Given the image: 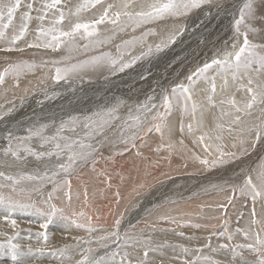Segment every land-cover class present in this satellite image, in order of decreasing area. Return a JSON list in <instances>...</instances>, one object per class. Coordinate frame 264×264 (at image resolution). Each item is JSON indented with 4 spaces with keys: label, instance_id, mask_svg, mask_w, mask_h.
Listing matches in <instances>:
<instances>
[{
    "label": "rangeland",
    "instance_id": "obj_1",
    "mask_svg": "<svg viewBox=\"0 0 264 264\" xmlns=\"http://www.w3.org/2000/svg\"><path fill=\"white\" fill-rule=\"evenodd\" d=\"M50 2L51 0H22V7L17 10L14 23L5 30V36L0 38V62H2L0 64L9 63V66L24 64L18 76L9 72L5 75L4 82L0 83V165L4 166L1 171L4 173L7 171L5 165L9 161L17 163L20 167L19 162L10 155L4 156V149L9 146V133L12 134L11 142L15 145L17 143L15 138L29 137V130L41 126H44L43 136H57L58 139L43 143L39 137L33 136L24 141L25 145L35 152H53L55 143L63 145L65 142L77 140L86 145L91 144L95 153L87 162H78L68 173L58 168L59 164L68 163L66 152L59 158L46 155L40 159L24 152L20 153L24 161L31 159L37 162L45 159L51 160L54 165L44 172L37 168L31 172L15 168L14 173H6V175L44 176L47 172L51 176L53 171L57 175L42 183L24 181L17 185L16 192H13L11 187L0 188V194L5 197L11 196L14 201L34 206L22 210L0 205V243H5L9 237H14L13 243L20 249L17 259L13 260L10 249L0 248V264H77L83 255H88L95 264H243L244 261L247 264H257L255 253L246 249H238L234 253L232 249L237 245L253 243L256 232L264 237V200L258 198L254 202L250 196L239 190L249 174L255 182L257 173L264 168V136L257 139L255 131V126L261 123V110L264 109V105H256L250 114L237 113L231 105L221 104V101L234 99L237 106L243 107L249 97L246 91L240 89V83L246 84V79L233 81L231 74H219L216 66L203 75H194L205 63H211L213 59L222 58L226 51H232L234 43H243V36H237L235 32V20L239 18L240 9L248 0H204L200 7L189 10L185 15L165 16L138 26L131 23L118 26L106 21L95 26L93 36H87L81 30L72 44L65 41L55 51L52 48L39 47L44 50L43 53L28 54L26 49H36V47H28L29 44L51 42V35H43L42 30L55 28L57 32L53 34H59L60 31H70L75 23L91 24L103 15L104 9L109 5L113 6L109 10L111 16L116 11L123 12L125 4L131 5L128 11H139V7L132 5L150 2V6L161 0H101V3L95 7L91 5L90 0H61V4L58 5L59 11L50 9L44 20L38 19L43 15V4ZM8 3H14V0H0V5ZM28 3L34 5V10L31 12L32 19L28 21V29L24 37L13 46L10 43L11 38L19 31L21 16L28 11L26 8ZM251 3L255 18L247 21L252 29L248 31V38L250 43L257 45L256 51L264 55V0H251ZM81 5L86 6L77 13V8ZM60 11L64 12L65 19L62 23L56 24ZM241 29L244 30L243 25ZM169 31L172 32V37L163 36L164 32L168 34ZM9 47L22 51L16 50L17 52L14 53L15 50H3ZM94 57L104 58L101 60L102 73L97 77H91L92 65L72 72V76L62 73L72 65L83 64ZM111 60H115L116 64H111ZM35 61H40V64ZM153 61H157L155 65L151 63ZM124 63L130 66L123 71L119 70ZM57 68L62 70L61 75L64 78L61 80L55 79ZM139 68L143 69L142 75L135 78ZM39 70L41 74L45 72V77L51 76L54 87L63 86L62 82L66 83L69 80L68 84L71 83L72 88L69 96L73 97L71 101L76 102V98L79 99L76 106H85V109L71 112L64 108L65 105L59 104L56 107H59L61 112H58V108L54 111L50 110L49 114H46V110L41 112L48 102H53L62 95L57 91L51 94V91L42 85L31 89L30 97L29 94L27 97L23 96V88L26 86L23 79L38 78L33 75ZM4 71L5 69H0V72ZM189 76L193 77L189 88L192 97L190 103L186 107H174L173 97H178L181 102L184 98L180 92L174 94L173 88L177 85L189 86ZM147 78H150L148 89L140 95L141 90L140 88L136 90V84ZM213 82L217 88L215 93L211 91ZM4 86L11 88L9 96L17 98L20 105L14 106L16 104L14 102L9 103L12 107L3 106L8 102L2 97L4 94L1 95ZM33 86L35 84L29 87ZM196 87L205 99L206 107L192 104L193 97L197 96V93L193 92ZM60 90H63L62 87ZM148 94L151 97L142 99ZM36 96L39 98L34 100L28 111L25 99ZM165 96L170 99L168 109L163 106ZM209 96L212 97L211 102L208 100ZM193 106H195L194 110ZM139 107L144 108L141 109L142 113L139 112ZM203 108L205 109L201 117L198 112ZM110 109L115 111L109 113ZM158 113L163 115V120L159 119ZM237 115L240 116V121L233 123ZM172 117L174 119H171ZM44 119L48 121L43 122ZM178 119L179 122L181 121L178 134L188 142V146L186 142V146L181 148L169 142L164 133L169 127V120ZM85 120L89 126L83 127V134L77 133V127L83 125ZM145 120L149 121L147 127L143 125ZM114 122L119 125L115 131L112 130ZM158 123L161 125V132L154 130ZM62 125H65L63 129ZM189 125L192 128L191 132L188 131ZM148 128H152L153 131L149 133ZM106 132H109L107 139L99 140ZM201 136L204 137L203 141L200 140ZM148 137L152 142L142 151L140 149V154H136L134 159L132 156L136 153L135 143L142 138L146 141ZM94 141L96 145L93 144ZM118 144H121L125 150L116 156L114 153L119 149ZM77 150H79L78 146ZM169 150L172 154L168 152ZM221 151L233 155L220 157ZM166 156L169 158L166 159ZM118 157L121 162L130 158L133 167L121 181L114 179L116 191H120L121 197L120 204L116 205L117 214L111 226L105 225L108 223L105 217L102 220L104 225H99L97 228L88 225V222L92 223L91 220H86V217L74 208L75 206L86 209L91 206L94 210L98 208L101 210L100 216L105 212L104 210L107 209L105 213L111 210L113 197L111 203L108 198L112 195L105 193L103 200L98 199L100 187L88 184L86 189L89 190L86 192L75 189L72 194L75 196L74 199H81L82 195H87L92 199L90 202L93 205L84 204L80 200L68 207L69 200L66 199V202L58 205L60 209L67 211L66 214L69 213V219L64 218L67 217L66 214L58 213L48 223L46 229L40 227L41 223L46 222V217L39 215L36 209L47 212L50 204H54L59 209L55 204L57 197L55 194L62 193L64 196L65 193H71L68 183L71 176L83 173L97 163L104 169L106 168L104 164H113ZM139 159L144 162L140 164ZM217 159H223L224 163L212 166L211 162ZM201 160H208L209 164H202ZM137 163L141 165L139 169ZM121 166L119 164V167ZM94 171L95 174L102 172L99 168H91L89 173L91 177L95 175ZM140 176L148 177L145 186L137 189H121L139 180ZM102 177L104 180V176ZM0 184L10 185V181L0 178ZM49 193L52 194L51 201L48 199ZM39 197H41L40 201ZM62 200L60 202H63ZM253 210L257 221L255 225L252 224ZM73 219L76 221L75 224L71 222ZM12 220L16 221L15 227L11 224ZM118 220L119 225L116 223ZM77 224L83 227H77ZM89 228L92 230L89 231ZM237 229L248 231L249 238L246 239L243 231L238 232ZM78 230L81 233L78 234ZM112 233H117L118 236H112ZM220 233L224 235H219ZM229 235L232 237L231 241L228 240ZM45 236L47 239L44 238ZM106 236L110 238L101 239ZM61 249L65 250L63 256L60 254ZM145 251L148 253L146 258Z\"/></svg>",
    "mask_w": 264,
    "mask_h": 264
},
{
    "label": "snow or ice",
    "instance_id": "obj_2",
    "mask_svg": "<svg viewBox=\"0 0 264 264\" xmlns=\"http://www.w3.org/2000/svg\"><path fill=\"white\" fill-rule=\"evenodd\" d=\"M204 2V0H161L159 3H153L148 7V10H143V8L139 11H128L127 9L131 7L129 4H125L124 11H116L111 16L109 15V10L113 7L109 5L108 8L104 9L103 15L99 17V19L94 20L91 24L87 23H75L74 26L70 31H60L59 34H53L57 32L55 28H49L47 30H42L43 35H51V42L44 43V44H29L28 47H45V48H52L53 51L57 50L60 47L62 42H67L68 44H72L75 40L77 34L83 33L87 36L95 35V26L105 23H111L113 25L124 26L129 23L140 25L144 23H148L152 20L162 19L165 16H181L185 15L189 10L193 8H198ZM90 3L93 7L97 4L101 3V0H90ZM61 4V0H51L50 3L43 4V15H40L38 19L44 20L48 14V10L55 9L59 11L58 5ZM86 5H81L80 8H77V13L81 10V8L85 7ZM22 7V0H14V3H8L4 5H0V38L5 36V30L9 28V26L13 23V19L17 13V10ZM28 11H25L21 16V24L18 33L14 34L11 38V45H16V42L22 39L28 29V21L32 19L31 12L34 10L33 3H28L26 5ZM36 11H40V9H35ZM123 18V19H122ZM255 18L253 4L251 0H248L247 3L243 5L240 9L239 18L235 20V32L237 36H243V43L232 45V51H226L223 54L222 58L213 59L211 63H205L202 68L197 70V73L194 75H203L208 72L213 66H216L219 70V74L227 75L231 74V78L233 81H243L246 79L247 83H240V89L246 91L249 99L243 105V107L237 106V103L234 99L229 100H222L221 104H228L231 105L237 113L245 112L251 113V110L258 104L264 105V55L258 53L256 51L257 45L250 43L248 38V31L250 29L249 23L250 21ZM65 19V14L63 11L59 12V19L55 21L56 24H60ZM5 20L7 22H5ZM241 25L244 26V30L242 31ZM63 38V39H62ZM5 51H22V49L9 47L7 49H3ZM157 50H159V46H157ZM103 57H94L91 61H86L83 64L72 65L71 68L65 69V75L68 72H75L82 70L84 67L89 65H94L97 62L103 60ZM111 64L115 65L116 61L111 60ZM24 66L23 63L16 64L11 66L9 69H5L4 72H0V83L4 82L5 75L9 72L14 73L15 75H19L20 70ZM130 64L124 63L121 64L120 69L123 71L124 68L129 67ZM61 69L57 68L56 72L57 75L55 77L56 80H61L64 76L61 75ZM189 86L184 85H177L173 88V93L180 92L181 96H183L185 102L191 99L189 88L193 82V77L189 76ZM211 91L215 92V84L213 82ZM209 102H211L212 97H208ZM164 108L168 109L170 107V99L168 96L164 97ZM155 108V105H153ZM195 106H193V110ZM115 109H110L109 113L114 112ZM160 120H163L162 114H157ZM74 120V118H73ZM240 121V116L237 115L233 123H238ZM107 121H105L106 123ZM89 125L85 124L87 128ZM43 127L41 126L35 130H29L30 136L21 138H15L17 143L15 145L12 144L11 140L13 139L12 134L9 133V146L4 149V156H11L17 162H23L24 157L21 156V152L30 154L35 156L37 159H40L43 156H56L59 158L63 153H67V160L68 163H61L58 165V168L63 171L64 173H68L72 170L73 166L76 165L78 162H87L90 157L93 155L92 145L91 144H84L80 141L73 140L70 142H65L63 145L60 143H55V151L53 152H35L31 147L25 145L24 141L31 139L33 136L39 137L43 143H49L50 141H56L58 139L57 136L53 137H45L43 136ZM65 125H62V129ZM74 131V129H72ZM142 130V129H141ZM156 132H161V125L158 123L154 129ZM183 131V128L181 129ZM231 130V129H230ZM252 129H249L251 131ZM153 131L152 128H148V132L150 133ZM188 131L191 132L192 128L189 125ZM256 131V138L260 139L261 136H264V109L261 110V123L255 126ZM59 139H65L63 137H59ZM204 137L201 136L200 140L203 141ZM219 139V137H217ZM182 143V142H181ZM43 147V144L41 145ZM77 146L78 149L77 150ZM231 153H225L223 151L220 152V157L224 156H231ZM198 158V157H197ZM202 164L208 165V160H201ZM218 163H224L223 159L213 160L211 162L212 166H216ZM57 173L53 171L51 176L48 175L46 172L44 176L33 175V174H19L16 176L6 175L3 171H0V178H3L5 181H10V185L0 184V188L4 187H11L13 192L17 191V185L21 184L24 181H40L41 183L45 180H51L55 177ZM37 190L38 189H34ZM239 190L250 196L251 199L255 202L258 198L264 200V168H261L260 171L256 175V181L254 182L251 174H249L246 179L244 180L243 186L239 188ZM55 191V188H54ZM235 191V189H234ZM49 201L52 199V194L49 193L48 196ZM70 199V196H69ZM0 205H6L11 209H22L27 210L33 208L34 206L27 203H21L19 201H14L11 196L5 197L3 194H0ZM62 209H57L54 204L49 205V210L47 212L41 211L39 208L36 209V212L46 217V222L41 223L40 227L46 229L48 227V223L52 221V218L56 216L58 213L62 215ZM83 215V213H81ZM253 219L252 224L255 225L257 223L255 219V210L252 213ZM65 219H69L68 217H64ZM73 224L76 221L73 219L71 220ZM119 225V220L116 222ZM11 224L15 227L16 221L12 220ZM77 227H83V225L77 224ZM92 229L89 228V231ZM237 231H243V234L246 239L249 238L248 231H244L241 229H237ZM43 235V234H42ZM112 236H118L117 233H112ZM219 235H224V233H220ZM47 239V237H44ZM110 237H101L102 240L109 239ZM231 235L228 236V240L231 241ZM14 237H9L5 243H0V248L7 247L10 249L12 253V259H17V254L20 252L18 245L13 243ZM221 247H228V245H221ZM244 250L251 253H255L257 256V264H264V237H262L259 232L255 233V239L253 243H247L242 245H237L232 251L235 253L237 250ZM31 251V249H29ZM187 251V249H185ZM60 254L63 256L65 255V250L61 249ZM242 255V252L240 253ZM148 253L145 251L144 256L147 257ZM77 264H95V261L90 258L88 255H83V257L77 262ZM243 264H247L246 261Z\"/></svg>",
    "mask_w": 264,
    "mask_h": 264
},
{
    "label": "bare ground",
    "instance_id": "obj_3",
    "mask_svg": "<svg viewBox=\"0 0 264 264\" xmlns=\"http://www.w3.org/2000/svg\"><path fill=\"white\" fill-rule=\"evenodd\" d=\"M261 1V0H260ZM149 3L150 2H145V3H141L140 5H132V6H135V7H139V10H141L142 8H143V10H148V7H149ZM14 23V22H13ZM18 23V22H17ZM19 25V24H18ZM15 26H17L16 24H15ZM29 32V31H28ZM172 35V32L171 31H169L168 32V34L166 33V32H164L163 33V36H169V37H172L171 36ZM215 35V34H214ZM36 36V35H35ZM130 36V35H129ZM127 37V36H126ZM33 38H35V37H33ZM32 38V39H33ZM194 38V37H193ZM28 40V39H27ZM37 40V39H36ZM124 40V39H123ZM126 40V39H125ZM35 41V40H34ZM23 42V41H22ZM29 43H31V42H29ZM4 44V43H3ZM22 44H24V43H22ZM43 49H45V48H43ZM46 50V49H45ZM84 50V49H83ZM122 50H125L124 48H122ZM28 54L29 53H43V51L44 50H42V49H39L38 47H36V49H26L25 50ZM49 51H50V49H49ZM14 53H16L17 51L15 50V51H13ZM109 52V51H108ZM114 54H115V52H114ZM36 55V54H35ZM43 56V55H42ZM37 64H40L38 61H35ZM157 62V61H156ZM156 62H151L153 65H155V63ZM0 63H2V62H0ZM191 64V63H190ZM187 65V64H186ZM182 66V65H181ZM9 67H11V66H9V63H7V64H0V69H7V68H9ZM103 67V62L102 61H99V62H97L96 64H94V65H92V68L90 69V73H91V77H97L98 75H100L101 73H102V70H101V68ZM190 67V66H189ZM197 68V67H196ZM195 69V68H194ZM180 70H181V68H180ZM45 71H46V69H45ZM48 71V70H47ZM142 71H143V69L142 68H139L138 69V71H137V75L135 76V78H137V77H140L141 75H142ZM37 72V71H36ZM85 72V71H84ZM45 73V72H44ZM41 74V70H39L38 71V73L36 74V75H33V77H37L38 76V78H35V79H33V80H31V78H25V80L23 79V81H24V83H25V88H23V96L24 97H27L28 96V94H29V92H30V90L31 89H34V88H37V87H40V86H42V85H45L46 87H47V89L49 90V91H51V94H53L55 91H57V93H61V98H63V99H61V98H59L58 97V99L57 100H53V102L51 101V102H48V104H47V106L41 111V112H43L44 110H46V114H49V112H50V110L51 111H54V110H56L57 108H58V112H61V111H59V107H56L57 105H59V104H63V105H65L64 106V108L65 109H67V110H69V111H71V112H73V111H78V112H80V111H82V110H84L85 109V106H80V105H78V106H76V102L79 100V99H77L76 98V102H73L74 100H72L71 101V98H73V97H70L69 95H70V93H71V91H72V88H71V83L70 84H68L70 81L69 80H67L66 81V83H64V82H62L63 84V86H58V85H56V87H54L53 85H55V84H52V80H51V76L49 77V76H47V77H45V74ZM63 74H65V72H62ZM47 74V73H46ZM83 75V74H82ZM67 76H72V72H68L67 73ZM22 81V80H21ZM149 82H150V78H147V79H145V80H141V81H139V82H137V84H136V90L138 89V88H140V90H141V93H140V95L142 94V93H144L145 91H146V89H148V86H149ZM8 83V82H7ZM31 84H35V86H33V87H29ZM61 84V83H60ZM131 84V83H130ZM28 85V86H27ZM217 85V84H216ZM10 86V85H9ZM96 86V85H95ZM99 86V85H98ZM8 87V86H7ZM6 86H4L3 87V90H2V92H1V95L2 94H4L2 97L5 99V100H8V102H6L5 103V105H3L5 108H7V107H12V105L11 104H9V103H14V102H16V104L14 105V106H18V105H20V101L17 99V98H13V97H10L9 95H11L10 94V89H8ZM27 87H29V88H27ZM62 87V89L63 90H60V88ZM84 88V87H83ZM94 88V87H93ZM16 89V88H15ZM22 89V88H21ZM203 89V88H202ZM215 89H217V88H215ZM22 91V90H21ZM44 91V90H43ZM150 91V90H149ZM200 91V90H199ZM6 92H8V94H5ZM39 92V91H38ZM193 92L194 93H197V96L196 97H193V100H192V104L194 103L196 106H200V107H206V101H205V99L204 98H202V94L201 93H199L198 92V90H197V87L195 88V89H193ZM12 93V92H11ZM85 93V92H84ZM202 93H203V91H202ZM204 93H205V91H204ZM215 93V92H214ZM48 95V94H47ZM150 94H148V95H144L143 97H142V99H145V98H147L148 96H149ZM163 95V94H162ZM193 95V94H192ZM31 95L29 94V96L28 97H30ZM194 96V95H193ZM43 97V95L41 94V98ZM149 97H151V96H149ZM148 97V98H149ZM39 98V96H36V97H34V98H26L25 100H27V107L29 108L28 109V111L30 110V107H31V105H33V102H34V100L36 99H38ZM75 98V97H74ZM83 98V97H82ZM192 98V97H191ZM85 99V98H84ZM21 100H24V99H21ZM69 100V101H68ZM159 101V100H158ZM161 101V100H160ZM159 101V102H160ZM79 102V101H78ZM141 102H143V101H141ZM173 103H174V107H183V106H187L189 103H190V100H188L187 102H185V100L184 101H180V99L178 98V97H173ZM81 107H83V108H81ZM157 108L159 109V107L157 106ZM9 109V108H8ZM7 109V110H8ZM141 109H144L143 107H139V112L140 113H142L141 112ZM204 109L205 108H203V109H201L199 112H198V114L202 117V115H203V112H204ZM37 110V109H36ZM154 110V109H153ZM156 110V109H155ZM160 110V109H159ZM154 112V111H153ZM152 112V113H153ZM155 112H157V111H155ZM64 113V112H63ZM15 114V113H14ZM27 114V113H26ZM137 114V113H136ZM54 115V114H53ZM56 115V114H55ZM138 115V114H137ZM26 116H28V115H26ZM153 116V115H152ZM4 117H6V116H4ZM21 117V116H20ZM25 116H23V118H24ZM17 118V117H16ZM15 118V119H16ZM22 118V117H21ZM26 118V117H25ZM32 118V117H31ZM51 118H53V117H51ZM10 119H12V118H10ZM33 119V118H32ZM48 119H49V117H48ZM171 119H174V117H172ZM13 120V119H12ZM179 120L180 119H178V120H169V127L167 128V130H164L165 132V135L167 136V140H169V142H171V143H173L174 145H176V146H179L180 148L181 147H185L186 146V140H184V137H182L181 135H179L178 134V131L180 130V128H181V121L179 122ZM14 121V120H13ZM46 121H48V120H45L44 119V121L43 122H46ZM55 121H58V120H55ZM122 121H126V120H122ZM10 122V121H9ZM41 122V121H40ZM58 122H60V121H58ZM58 122H56V123H58ZM19 123V122H18ZM87 123V120H85V123L83 124V125H80L79 127H77V133H80V132H82L83 131V127L85 126V124ZM14 124V123H13ZM22 124V123H21ZM7 125V124H6ZM8 125H9V123H8ZM15 125V124H14ZM143 125H146V127L149 125V121L148 120H145V122H144V124ZM19 126H20V124H19ZM119 125L117 124V122H114V128L112 129V130H114L115 131V129L118 127ZM18 127V126H17ZM178 128V129H177ZM4 129V128H3ZM174 129H176V130H174ZM5 130V129H4ZM10 130V129H9ZM117 130V129H116ZM109 131H111V130H109ZM3 132V131H2ZM5 132V131H4ZM14 132H15V130H14ZM139 132H141V130L139 131ZM138 132V133H139ZM16 133V132H15ZM108 133L109 132H106V133H104L103 134V136L101 137V138H99V140H103V139H107V137H108ZM143 133V132H142ZM81 134H83V132L81 133ZM140 134V133H139ZM80 136V135H79ZM104 137V138H103ZM135 137V136H134ZM133 137V138H134ZM136 137H138V136H136ZM132 138V139H133ZM123 139V138H122ZM134 140V139H133ZM132 141V140H131ZM152 141H151V138H149L148 137V140H146L145 141V139H140L139 141H137L135 144H136V153H134L135 155H133L132 157L134 158L135 156H136V154H140V152L142 151V149H144L145 147H147V146H149V144L151 143ZM182 142V143H181ZM93 144L94 145H96L97 143H96V141H94L93 142ZM125 144V143H124ZM126 144H128V143H126ZM178 144H180V145H178ZM129 145H130V143H129ZM99 146H102V144H99ZM126 146V145H125ZM128 146V145H127ZM187 146H188V142H187ZM119 149H117V150H115V153L114 154H116V156H117V154H119V152H122V151H124L125 150V148L121 145V144H118V146H117ZM134 147V148H135ZM140 149H141V151H140ZM169 153H171L172 154V151L171 150H169L168 151ZM95 153V151H93V154ZM111 154H112V152H110ZM109 153V154H110ZM113 154V155H114ZM112 155V156H113ZM105 156V155H104ZM107 156V155H106ZM108 157H110V156H108ZM115 157V156H114ZM125 158H126V156H125ZM132 158V159H133ZM169 157H167L166 156V159H168ZM1 159V158H0ZM111 158H108V160H110ZM135 159V158H134ZM133 159V160H134ZM165 159V158H164ZM106 160V162H107V159H105ZM104 160V161H105ZM140 160V159H139ZM29 161V162H28ZM131 161L132 160H130V158L129 159H127V160H125V161H120V159H119V157L118 158H116L115 160H114V162H113V164H110V165H106V164H104L103 165V163H102V165L104 166V167H106V168H104L103 166V168L104 169H102L101 167H100V165L101 164H99V163H97V164H94L93 166H91V167H89V168H87L83 173H78V174H74L73 176H71V178L69 179V188H70V194H64V192H63V194H64V196H62V193L61 194H59V193H57L56 192V194L55 195H57V197L55 198V204L57 205V207L59 208V205H62L61 203H64V202H66L67 200H69L68 201V204H67V206L69 207V206H71L72 204L74 205L76 202H80V200L85 204V203H88V205H93L92 204V202H90L91 200L89 199V197L87 196V195H82L81 196V199H74L75 198V196H73V194H72V191L74 192L75 191V189H80L81 191H83V192H86L87 190H89L88 188L86 189V187H87V185L88 184H91V185H97L98 187H100V196L98 197V199H102L103 200V197H104V194L106 193L107 195H109V196H111V198H108V199H110V201H109V203H111V199H112V197H113V199H112V203H113V200H114V206H113V204L111 203V205H110V207H111V210L109 209L110 207H105V208H108L109 209V213H105L106 211H107V209L106 210H104L105 212L104 213H102V216H100V214H101V210H99L98 208L96 209L95 208V210L94 209H92L91 208V206H88L87 207V209L86 208H77V206H75L74 208H76L77 209V211H78V213L79 214H81V213H83V217H86L85 219L86 220H91V222L92 223H90V222H88V225H91V226H94V227H98L99 225H104L103 224V222H102V220H103V217H105L106 219H107V221H108V223L107 224H105V225H108L109 224V226H111L110 224H111V222L113 223L114 221V219H115V216H116V214L117 213H115V211H116V205L120 202V197H121V194H120V191H116V184H115V182H114V179L115 180H118V181H121V179L123 178V176L125 175V174H127V172H131V170H132V167L133 166H131ZM141 162H144V161H141L140 160V164H142ZM5 164H6V162H5ZM8 164V165H7ZM6 165H5V167H7V171L5 172V174L6 173H14V171H15V168L16 169H18V170H24V171H34V170H36V168L38 169V170H41L42 172H44V171H47L49 168H51L52 167V165H54V164H52V161L51 160H43V161H37V162H35V161H32L31 159H29V160H27V161H23V162H19L18 163V165L20 166V167H18L17 166V163H14L13 161H9L8 163H7ZM84 164V163H83ZM82 164V165H83ZM119 164H121L122 166L121 167H119ZM148 166V165H147ZM3 167L4 166H1L0 165V171L3 169ZM139 167H141V165H139L138 163H137V169H139ZM145 167H146V165H145ZM149 167V166H148ZM91 168H99V170H101L102 172L100 173V171H99V173L100 174H98V173H96L95 174V171H94V176L93 177H91L90 176V169ZM147 169V168H146ZM149 169V168H148ZM147 169V170H148ZM143 170H144V168H143ZM97 171V170H96ZM145 171V170H144ZM93 172V171H92ZM150 173V172H149ZM208 173V172H207ZM98 174V175H97ZM148 174V173H147ZM102 176H104V180H103V177ZM147 179H148V177L147 176H143V177H141L140 176V179L139 180H137V181H135V182H133L130 186H124V187H121V189H123V188H132V189H137V188H142L143 186H145L146 184H145V181H147ZM95 187V186H94ZM68 188V189H69ZM62 189H63V185H62ZM98 189V188H97ZM119 189V188H118ZM113 190H114V192H113ZM77 191V190H76ZM62 192V191H61ZM66 192V191H65ZM98 192V191H97ZM112 192V193H111ZM88 193H89V191H88ZM75 194V193H74ZM87 194V193H86ZM102 194V195H101ZM66 195V196H65ZM69 195H70V199H69ZM106 197V196H105ZM77 198V197H76ZM95 198H97V197H95ZM62 199H64V201L62 200ZM67 199V200H66ZM38 200L40 201L41 200V197H39L38 198ZM63 201V202H60V201ZM97 200V199H96ZM105 200H106V198H105ZM107 201V200H106ZM106 201H104V202H106ZM96 202V201H95ZM100 202V201H99ZM103 203V202H102ZM108 203V204H109ZM59 204V205H58ZM97 203H95V205H96ZM103 204H107V203H103ZM102 204V205H103ZM120 204V203H119ZM101 205V204H100ZM35 206H37V205H35ZM107 206H109V205H107ZM99 207V206H98ZM143 207V206H142ZM94 208V207H93ZM101 208V207H100ZM104 208V207H103ZM103 208H102V212H103ZM104 208V209H105ZM60 209V208H59ZM63 209H66V207H63ZM71 208H69V210H70ZM68 210V209H67ZM71 211V210H70ZM67 212V211H66ZM66 212L65 211H62V213H64V214H66ZM75 213H76V211H75ZM68 214L69 213H67L66 215H67V217H69L68 216ZM72 214V213H71ZM16 216V215H15ZM99 216V217H98ZM14 217V216H13ZM71 218V217H70ZM87 222V221H86ZM105 222V221H104ZM87 224V223H86ZM103 227V229H105V227L104 226H102ZM101 227V228H102ZM73 231H75V230H73ZM77 232V231H76ZM75 232V233H76ZM74 233V234H75ZM78 234L79 233H81V231H79L78 230V232H77ZM76 235V234H75ZM77 236V235H76ZM123 264V263H122Z\"/></svg>",
    "mask_w": 264,
    "mask_h": 264
}]
</instances>
